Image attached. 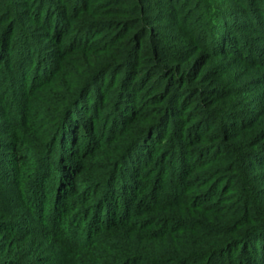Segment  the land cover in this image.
<instances>
[{
  "label": "trees",
  "instance_id": "16d2710c",
  "mask_svg": "<svg viewBox=\"0 0 264 264\" xmlns=\"http://www.w3.org/2000/svg\"><path fill=\"white\" fill-rule=\"evenodd\" d=\"M189 1L29 0L22 7L15 0L0 2L1 17L22 13L14 24H0V69L13 52L15 75L38 82L41 91L37 103L23 98L26 113L13 114L18 123L13 107L4 109L13 139L4 142L11 160L0 150V264H264L263 213L245 210L249 217L239 228L213 215L195 217L199 200L217 196L206 184L211 177L237 179L246 163L260 156L264 162V130L254 133L255 148L241 154L228 128L212 130L211 124L219 116L214 104L224 94L215 83L228 73L214 59L225 55L230 28L248 27L245 18L235 25L245 13L264 34V0ZM184 6L191 20L180 17ZM27 22V29L21 27ZM97 30L105 47L96 45ZM15 32L40 34L51 48L49 58L32 54L36 46L29 38L15 48ZM177 32L186 33L183 41ZM100 92L112 108L108 120H121L115 134L122 143L112 156L101 151L111 146L112 136L98 135L93 144L81 132L80 114L94 118ZM222 111L226 123L229 114ZM57 113L64 122L56 130L58 149L47 142L51 132L37 134L28 126ZM166 137L181 154L180 172L172 174L181 182L171 199L160 196L151 179ZM216 143L224 149L216 151ZM48 178L54 196L49 203ZM259 193L242 201L254 207Z\"/></svg>",
  "mask_w": 264,
  "mask_h": 264
},
{
  "label": "rangeland",
  "instance_id": "374dc122",
  "mask_svg": "<svg viewBox=\"0 0 264 264\" xmlns=\"http://www.w3.org/2000/svg\"><path fill=\"white\" fill-rule=\"evenodd\" d=\"M18 1L16 3L18 7H22V2H26L29 0H15ZM0 2L6 3V0H0ZM191 6L198 2V0H190ZM65 9L67 8V3H61ZM60 4V5H61ZM251 7L257 9L258 6L251 5ZM25 6V5H24ZM1 7V4H0ZM204 10L203 6H199L197 10V14H201ZM65 11V10H62ZM189 9H184L180 12V17L186 20H191L192 16L189 15ZM22 13H19V17L11 18L7 17V19L0 16V24H14L18 18H20ZM179 15V14H178ZM177 15V16H178ZM225 15H219L221 18ZM251 13H245L243 15V19L240 21H235L236 24L243 23L244 18L247 19L250 23H248V27H244L246 29H240L235 26L234 28H230L228 31L227 38H230V41L226 42L225 55H220V57L214 59L215 62H219V66L222 67L226 72V79L223 81H216V85L222 87L224 94L216 103L214 107L218 109V119L215 122H212V130H215L217 126H226L230 131V136H233L234 140L237 142L236 149L239 153H243L246 148H255L256 138H253L254 133H259L264 130V34L261 33L258 29L252 27V18L250 17ZM220 21V19H219ZM218 21V22H219ZM226 20L220 23L222 30L226 24ZM30 22L20 24L21 27L27 29L30 25ZM234 24V23H233ZM257 28V27H256ZM226 29V27L224 28ZM226 34V32L221 31ZM94 37L98 38L96 40V45H100L101 47H105L106 44L104 41H101L102 31L94 33ZM14 41V47H17V43H21L24 39H28L29 43H34L35 50L32 49V54L40 53L41 56H46L49 58L50 46L47 45V41L41 37L40 34H34L33 36L21 35L15 32L11 35ZM85 36V35H84ZM178 40H184L186 33H176ZM220 36V34H219ZM101 38V39H100ZM234 53H232V52ZM16 52V51H15ZM38 55H36V59ZM5 58H9L8 62L4 60L1 61V69H0V150L3 152L5 159L11 160L12 155H8L10 149L6 146V142L9 138L12 137L10 134L9 125L6 123L4 119V109L6 106L10 105L13 107L12 117L15 122L18 123V116L20 111L26 113L25 103L22 102L23 98L27 100H31L32 103H37L39 100L41 101V97L38 93L41 94V91L38 89L40 86L38 82H35L30 78L20 79L15 75L14 72V54L13 52H9L8 56ZM1 60V58H0ZM6 64V65H5ZM109 76L106 77L105 82L101 85V90L103 94L106 92L105 84L108 80ZM33 85L34 91L33 94L28 93V89ZM222 94V93H221ZM91 95V94H90ZM88 95L87 100H92L93 98ZM108 97V95H107ZM105 97V98H107ZM102 93L100 92L98 96L94 99V118L88 116L86 113H81L80 117L85 123V128L81 131L82 134L91 135L93 140L92 143H97V137L100 135V138L109 135L112 136L113 143L105 148V150H101L102 153H106L107 156H112L116 153L117 148L121 147L122 141H120L117 137L118 134H115V131L118 133L119 124L121 123L120 118H112V120H108L111 116L109 113L112 108L107 107L108 104L103 101ZM104 108V109H103ZM226 108V112H228V118L226 119V123H224V119L222 120L223 111L222 109ZM67 112V111H66ZM63 114V120L66 117V114ZM16 114V115H13ZM16 116V117H15ZM43 116V113L40 115ZM109 116V117H108ZM24 117H26L24 115ZM59 113L50 119H40L39 122L29 123L30 129L35 130L37 134H40L45 131L51 132V137L47 141L51 143L54 148L58 149L60 144L59 140H56L57 129L62 127L63 121H60ZM116 119V120H114ZM227 124V125H226ZM87 125V128H86ZM114 127V128H112ZM13 131V130H12ZM16 132V131H13ZM46 133V132H45ZM170 132L168 131L167 134ZM264 133V132H263ZM36 134V135H37ZM35 135V134H31ZM13 139V138H12ZM85 144L88 143L89 137H85ZM37 140V139H36ZM116 140H119L120 143H116ZM38 141V140H37ZM216 145L220 149H216V151H220L224 149V146L216 143ZM126 147V146H125ZM258 147V146H257ZM66 151H73L71 145H64L63 147ZM180 147H176L172 145L171 139L165 138V142L163 144V148L158 150L159 157L161 156V161L155 166L152 170V181L155 182L154 186H157L158 189H161L160 196H167V198L171 199L173 190L177 189L179 186V178H173L172 174L176 172H180L181 169V159L179 157L178 152ZM29 149H25V153H27ZM255 150H258L255 149ZM184 152V151H182ZM29 156L35 158L36 155L33 153H29ZM258 157V156H256ZM263 157H258L256 161H251L246 164L247 170L242 171L240 173V177L237 179L235 177H231L229 174L211 177V180L206 183L207 186L214 190V200L206 201L205 198H202L198 201L201 207L195 213L196 219H202L205 216L213 215L219 218L221 223L226 224L225 226H235V228L241 227V223L246 221V218L249 217V214H246L245 210H249L247 213L256 214L263 213L264 215V162L262 161ZM180 162V163H179ZM225 164V163H224ZM242 164V160L240 165ZM197 174V171H195ZM199 172V171H198ZM239 174V171L238 173ZM168 177H172L168 179ZM198 177V176H197ZM46 183L48 184L47 189L51 191L50 196L48 197L47 202L53 201L52 195V181L50 178L47 179ZM200 184V183H199ZM205 184V185H206ZM204 186H200L198 190H203ZM152 186V185H150ZM219 191L221 194H218ZM256 193L260 191L257 201L253 204H246L247 202H243L242 200L246 199L250 193ZM179 200V199H178ZM181 200V199H180ZM253 207V209H252ZM242 208V209H241ZM256 212V213H255ZM191 217L192 214L190 215ZM189 223V222H187ZM179 225L176 224L174 228H178ZM209 242H213V240L208 239Z\"/></svg>",
  "mask_w": 264,
  "mask_h": 264
}]
</instances>
